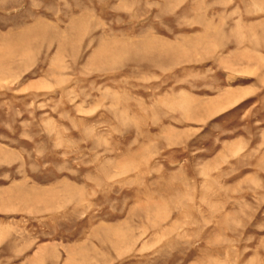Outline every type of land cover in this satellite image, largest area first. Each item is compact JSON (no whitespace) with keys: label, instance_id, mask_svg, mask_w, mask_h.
Here are the masks:
<instances>
[{"label":"rangeland","instance_id":"rangeland-1","mask_svg":"<svg viewBox=\"0 0 264 264\" xmlns=\"http://www.w3.org/2000/svg\"><path fill=\"white\" fill-rule=\"evenodd\" d=\"M0 264H264V0H0Z\"/></svg>","mask_w":264,"mask_h":264}]
</instances>
